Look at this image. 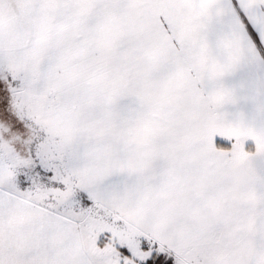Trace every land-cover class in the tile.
<instances>
[{
    "label": "snow or ice",
    "instance_id": "snow-or-ice-1",
    "mask_svg": "<svg viewBox=\"0 0 264 264\" xmlns=\"http://www.w3.org/2000/svg\"><path fill=\"white\" fill-rule=\"evenodd\" d=\"M0 264H264V0H0Z\"/></svg>",
    "mask_w": 264,
    "mask_h": 264
}]
</instances>
